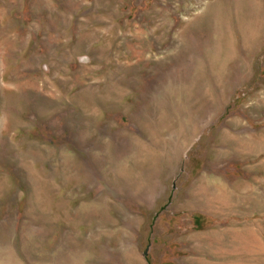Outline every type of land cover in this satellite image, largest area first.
<instances>
[{
	"label": "rangeland",
	"instance_id": "rangeland-1",
	"mask_svg": "<svg viewBox=\"0 0 264 264\" xmlns=\"http://www.w3.org/2000/svg\"><path fill=\"white\" fill-rule=\"evenodd\" d=\"M0 264H264V0H0Z\"/></svg>",
	"mask_w": 264,
	"mask_h": 264
}]
</instances>
